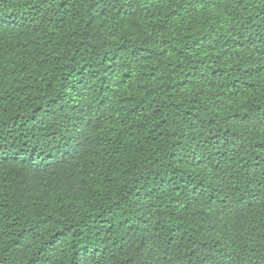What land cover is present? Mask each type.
<instances>
[{"label": "trees", "instance_id": "1", "mask_svg": "<svg viewBox=\"0 0 264 264\" xmlns=\"http://www.w3.org/2000/svg\"><path fill=\"white\" fill-rule=\"evenodd\" d=\"M0 264H264V0H0Z\"/></svg>", "mask_w": 264, "mask_h": 264}]
</instances>
